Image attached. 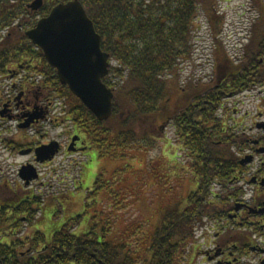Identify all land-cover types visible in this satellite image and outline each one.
Segmentation results:
<instances>
[{
  "label": "trees",
  "instance_id": "obj_1",
  "mask_svg": "<svg viewBox=\"0 0 264 264\" xmlns=\"http://www.w3.org/2000/svg\"><path fill=\"white\" fill-rule=\"evenodd\" d=\"M70 1L44 0L34 11L33 0H0V77L13 72L8 67L16 64L42 90L58 88L59 96L51 92L52 97L67 100L65 115L100 159L125 161L129 151L156 140L157 124H172L199 180L198 189L188 197L185 210H160V221L143 250L124 240L102 208L109 196L118 208L123 193L115 190L114 183L104 182L105 174L88 192L83 212L64 211L57 194L44 203L35 196L18 203L0 200V264H173L179 246L193 239L204 216L216 215L217 205L211 202L218 199L212 192L215 183L228 186L232 171L239 167L235 150L243 148L246 139L224 125L219 112L229 94L264 86V19L254 25L238 72L219 78L221 83L213 86L191 83L181 96L186 102L171 110L170 79L178 78L181 63L193 58L192 22L202 1L205 10L211 7L209 0H80L112 62L103 81L114 91L113 114L101 122L60 83L57 71L26 36L55 6ZM4 31H15L13 43L2 36ZM35 62L43 65L36 68ZM39 211L47 222L32 236L18 237L23 222L33 223Z\"/></svg>",
  "mask_w": 264,
  "mask_h": 264
},
{
  "label": "rangeland",
  "instance_id": "obj_2",
  "mask_svg": "<svg viewBox=\"0 0 264 264\" xmlns=\"http://www.w3.org/2000/svg\"><path fill=\"white\" fill-rule=\"evenodd\" d=\"M34 2L35 0L32 3ZM201 4L202 7L199 5L192 22L194 25L193 58L181 63L178 78L172 80L170 77L172 82L167 107L171 110L175 108L173 106L177 104L182 106L186 102L185 99H181V96L187 94L185 91L189 90L191 83L213 86L217 82L221 83L219 78L237 69L238 72L241 68V60L247 53V47L253 38L254 25L264 19V0H209L208 4H211V7H208V10L204 9L203 1ZM2 36H7L9 43H13L17 38L15 31L11 34L4 31ZM26 63L24 61L23 65ZM39 65L42 66L43 63L35 62L34 64L36 68ZM8 69L13 71L10 73L13 77H0V99L5 98L12 89L13 84L16 83L14 78L18 76L15 73L20 70L16 64H11ZM23 74L26 73L23 72ZM38 83L39 81L36 82L37 85ZM31 84L33 90L39 93L40 90L33 85L34 82ZM42 86L46 87L45 84ZM43 91L45 93L44 89ZM58 91L60 92L57 88V91L51 92L59 96L56 94V92L59 93ZM58 99L60 108L53 111L51 115L53 119L62 120V123L58 126L50 122L44 125L42 134L45 137L43 138L36 137L28 130L18 129L16 124H2L8 129H0V183L2 185L0 200L18 203L25 194L23 192L25 186L19 178V170L24 165H28L30 157L12 151L15 144L20 143L24 137L28 140L39 138L37 141L42 144L61 145L62 143L65 149L58 153L55 162L41 168L47 185L42 189L40 182L34 184L35 195L47 199L50 195L57 193V196L62 198L61 205L64 211L69 210L68 212L73 214L83 212L88 192L94 188L97 177L105 174L104 182L114 183L115 190H122L123 193L120 200L122 204L118 208L113 203V196L104 199L102 208L116 223V229L121 231V236L125 235L124 240L129 242L135 250H141L146 242H149L155 226L160 221V210L165 207L169 209L178 207L179 210H185L188 197L198 189L199 180L190 167L187 153L180 144L176 129L170 123L160 122L156 129H153L155 135L153 137L156 140L149 139V146L129 151L127 160L100 159L97 151L88 143L85 134L74 128L71 120L65 123L64 119L69 116L65 115L66 108L63 105L67 100ZM223 106L219 114L227 117L226 120H229L230 126H233V119L240 121L239 118L249 112L251 116L242 124L240 130L243 131V127H246L248 131L253 127L254 133H257L255 124L261 122L258 114H264V86L247 89L232 101L224 102ZM234 109L238 110L237 114H234ZM255 121L257 123H254ZM75 133L79 135L76 134L71 138V142L69 139ZM77 136L82 137L81 147L84 146L86 149L77 152L73 150L71 154H69L70 151L66 153L68 144L73 145V139ZM50 186H53V189ZM223 187L216 186L212 192L214 195L224 193L225 187ZM12 192H16V195L11 194ZM45 217H47L46 214L39 211L33 223L24 221L18 237L32 236L40 224L47 222ZM206 224L208 222L198 225L193 239L184 241L185 246L183 243L179 246L173 264H214L205 256L211 250L212 241L215 239V232ZM127 231H129L128 234Z\"/></svg>",
  "mask_w": 264,
  "mask_h": 264
},
{
  "label": "flooded vegetation",
  "instance_id": "obj_3",
  "mask_svg": "<svg viewBox=\"0 0 264 264\" xmlns=\"http://www.w3.org/2000/svg\"><path fill=\"white\" fill-rule=\"evenodd\" d=\"M19 68L20 70L15 73V75H18L14 78L16 79V83L13 84L7 96L0 99V122H2L0 123V129L6 128L2 124L7 123L11 125L16 124L18 129L22 130L20 126L27 120V115L39 113L43 115V119L34 121L25 130L33 132L36 137L43 138L45 137L42 134L44 125L48 124V122L55 126L62 123V120L53 119L51 115L53 111H57L60 108L58 99H54L51 92H48V96L46 94L47 91L44 93L39 86L33 84L40 90L39 93L35 92L28 76L26 74L22 75L23 66ZM12 75L9 73L3 78H9ZM237 96L229 94L224 99V102L232 101ZM223 107L222 105L220 110ZM233 112L237 114L238 110L234 109ZM250 116L251 114L247 112L244 117L239 118L241 122L233 119V126H230L229 120H226L227 117L224 114H219V118L223 121L224 125L229 126L237 132V129L240 130L243 126L242 124ZM258 118L261 122L257 123L258 119L254 122L257 123L255 124L257 133H254L255 129L253 127L248 131H246V127H243V131L240 130L246 139V143L243 148L235 150V158L238 161L239 167L232 171V179L229 181L228 186H225L224 193L216 194L218 195V200L211 201L217 205L216 215L213 217L206 215L203 218V224L204 222H208L206 226H209L215 232V239L212 241L211 250L205 254L207 260L214 264H264V129L258 127L261 123L264 124V114H258ZM76 134L78 133L73 134L69 140L71 141V138ZM77 137L79 140L76 141L73 147L75 152L86 149L84 146L81 147L82 137ZM39 138L28 140L24 137L17 145L14 143L15 145L11 149L12 151H17L20 155H22V152L32 150L30 154L26 155L30 157L28 165L35 166L39 173V179L33 181L28 188L25 187L23 189L25 194L23 198H20V201L30 199L33 196L40 198L43 203L47 200L46 198H42L43 196H36L33 186L37 182H40L42 189L46 187L47 183L44 182L41 168L52 165L56 158L44 163L37 161L36 149L43 145H49V143L42 144L40 141H37ZM60 144L59 153L65 149L64 144ZM70 144L66 148V153H69V148L72 146ZM71 153L73 152L70 151L69 154ZM248 157L251 158V161L242 164V161ZM215 185L223 187V183L220 181H217ZM52 187L50 186V188ZM15 193L12 192L11 194L16 195ZM52 197L50 195L49 198Z\"/></svg>",
  "mask_w": 264,
  "mask_h": 264
},
{
  "label": "water",
  "instance_id": "obj_4",
  "mask_svg": "<svg viewBox=\"0 0 264 264\" xmlns=\"http://www.w3.org/2000/svg\"><path fill=\"white\" fill-rule=\"evenodd\" d=\"M42 6L43 0H35L30 8L38 11ZM26 36L42 50L49 66L57 71L60 83L67 86L99 121L111 118L114 91L103 81L109 75L111 57L102 50V38L80 0L55 6L48 16L41 18L33 29L26 32ZM27 117L21 129H27L34 121L43 119L39 113ZM258 127L264 129V124ZM77 140L78 137L73 139V145ZM73 145L69 151H73ZM59 149L58 143L40 146L35 151L37 161H52ZM31 151L22 152V155ZM250 161L248 157L242 164ZM19 177L28 187L39 179V174L29 164L19 170Z\"/></svg>",
  "mask_w": 264,
  "mask_h": 264
}]
</instances>
